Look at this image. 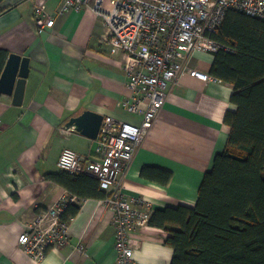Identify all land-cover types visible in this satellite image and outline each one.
<instances>
[{
  "label": "crops",
  "instance_id": "1",
  "mask_svg": "<svg viewBox=\"0 0 264 264\" xmlns=\"http://www.w3.org/2000/svg\"><path fill=\"white\" fill-rule=\"evenodd\" d=\"M38 1L55 18L39 34L34 23ZM65 0H0V49L30 59L22 105L0 98V264H115V212L99 199H85L73 217L70 241L36 262L20 246L25 225L64 194L49 179L59 174L65 149L95 160L96 140L67 129L71 118L92 111L120 122H140L128 112L131 91L124 54L111 52L104 20L89 7L60 14ZM214 54L199 52L192 68L209 76ZM234 86L186 73L170 86L167 102L133 161L119 178L129 199H144L153 211L195 208L205 175L222 154L230 133L226 113L236 111ZM148 168V175H142ZM168 172V184L158 176ZM138 264H171L170 233L150 224L132 232ZM80 246L84 250L80 249Z\"/></svg>",
  "mask_w": 264,
  "mask_h": 264
},
{
  "label": "built area",
  "instance_id": "2",
  "mask_svg": "<svg viewBox=\"0 0 264 264\" xmlns=\"http://www.w3.org/2000/svg\"><path fill=\"white\" fill-rule=\"evenodd\" d=\"M108 1V7L105 2ZM83 7L94 9L109 31L113 54H124V72L131 91L125 102L128 112L142 116L140 122H120L106 117L96 140L97 158L89 160L72 149L63 150L58 166L72 174H86L99 181L106 197L100 200L115 212V264H138V241L132 232L149 224L153 205L129 199L119 189V178L133 161L164 108L170 86L188 73L200 80L213 77L192 68L199 52L214 54L220 45L211 38L227 12L236 9L264 20V0H65L60 14ZM55 18L47 4L38 1L34 23L39 34L53 28ZM64 194L25 225L19 238L23 250L36 262L48 251L70 241L73 217L64 219L71 204L82 205ZM80 249L84 250L82 246Z\"/></svg>",
  "mask_w": 264,
  "mask_h": 264
},
{
  "label": "trees",
  "instance_id": "3",
  "mask_svg": "<svg viewBox=\"0 0 264 264\" xmlns=\"http://www.w3.org/2000/svg\"><path fill=\"white\" fill-rule=\"evenodd\" d=\"M210 36L220 45L210 75L234 86L237 110L224 118L228 141L203 179L197 206L153 211L149 224L170 233L171 264H264V20L230 9ZM9 56L0 49V78ZM163 173L159 181L168 184L172 174ZM47 177L80 200L106 197L89 175L62 170ZM80 207L71 204L64 219Z\"/></svg>",
  "mask_w": 264,
  "mask_h": 264
},
{
  "label": "water",
  "instance_id": "4",
  "mask_svg": "<svg viewBox=\"0 0 264 264\" xmlns=\"http://www.w3.org/2000/svg\"><path fill=\"white\" fill-rule=\"evenodd\" d=\"M29 75L30 59L11 54L0 78V98L8 96L12 98L14 105H22ZM104 120V116L86 111L80 116L71 118L66 128L73 129L76 133L92 140H97Z\"/></svg>",
  "mask_w": 264,
  "mask_h": 264
},
{
  "label": "rangeland",
  "instance_id": "5",
  "mask_svg": "<svg viewBox=\"0 0 264 264\" xmlns=\"http://www.w3.org/2000/svg\"><path fill=\"white\" fill-rule=\"evenodd\" d=\"M105 6L108 7V1L105 2Z\"/></svg>",
  "mask_w": 264,
  "mask_h": 264
}]
</instances>
